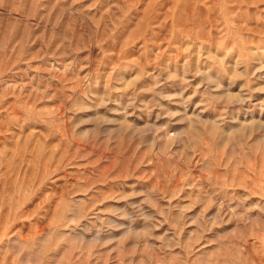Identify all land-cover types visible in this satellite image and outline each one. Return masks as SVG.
Here are the masks:
<instances>
[{
  "label": "rangeland",
  "instance_id": "rangeland-1",
  "mask_svg": "<svg viewBox=\"0 0 264 264\" xmlns=\"http://www.w3.org/2000/svg\"><path fill=\"white\" fill-rule=\"evenodd\" d=\"M0 264H264V0H0Z\"/></svg>",
  "mask_w": 264,
  "mask_h": 264
}]
</instances>
